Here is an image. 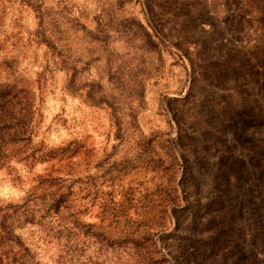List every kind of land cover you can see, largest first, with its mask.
<instances>
[{
	"label": "rangeland",
	"instance_id": "1",
	"mask_svg": "<svg viewBox=\"0 0 264 264\" xmlns=\"http://www.w3.org/2000/svg\"><path fill=\"white\" fill-rule=\"evenodd\" d=\"M0 264H264V0H0Z\"/></svg>",
	"mask_w": 264,
	"mask_h": 264
}]
</instances>
